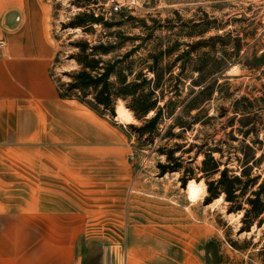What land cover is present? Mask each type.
Returning a JSON list of instances; mask_svg holds the SVG:
<instances>
[{
  "label": "rangeland",
  "instance_id": "obj_1",
  "mask_svg": "<svg viewBox=\"0 0 264 264\" xmlns=\"http://www.w3.org/2000/svg\"><path fill=\"white\" fill-rule=\"evenodd\" d=\"M73 2L45 0L55 56L59 50L63 57L70 53L61 45L67 46L68 36L75 32L63 30L62 25L82 11ZM90 7L109 18L127 14L145 19V29L136 24L130 32L146 37L148 49L176 48L163 62L165 66L176 62L166 75L185 79L184 97L192 88L208 89L203 114L193 130L170 142L155 135L154 143H147V135L141 137L131 129L142 125L135 118L103 117L129 147L132 176L117 197L119 207H102L96 224L80 241L81 263L264 264V215L250 232L240 233L244 213L229 214L223 197L207 204L206 176L200 169L204 154L215 148L222 153H213L214 159L231 175L240 174L237 157L247 154L254 162L264 155V0H102ZM54 35L61 41L57 43ZM67 68L52 66L51 74L59 78ZM194 80L199 85L189 86ZM120 105L124 106L119 102L117 109ZM175 143L194 147L176 154L182 156V171L163 174L159 165L166 159L159 149H172ZM185 171L193 177L186 185L181 180ZM250 173L264 180V158L254 163ZM109 198L102 196L101 202Z\"/></svg>",
  "mask_w": 264,
  "mask_h": 264
},
{
  "label": "crops",
  "instance_id": "obj_2",
  "mask_svg": "<svg viewBox=\"0 0 264 264\" xmlns=\"http://www.w3.org/2000/svg\"><path fill=\"white\" fill-rule=\"evenodd\" d=\"M0 40V264H82L80 241L132 176L129 147L59 98L45 0H0Z\"/></svg>",
  "mask_w": 264,
  "mask_h": 264
},
{
  "label": "trees",
  "instance_id": "obj_3",
  "mask_svg": "<svg viewBox=\"0 0 264 264\" xmlns=\"http://www.w3.org/2000/svg\"><path fill=\"white\" fill-rule=\"evenodd\" d=\"M102 0H74L72 3L82 11L76 12L63 30L71 29L75 33L68 36L67 46L70 53L64 55L58 51L53 66L66 65L68 68L55 81L58 96L62 100L78 102L101 117H117V106L122 102L133 117L142 123L141 126L131 125L139 136L147 135V143H154V136L161 141L170 142L181 138L193 130L203 114V103L207 102V87L191 92L184 97L183 87L186 81L181 76L166 75V71L176 65H164L166 54L171 55L175 47L162 51L158 47L148 49L146 37L130 32L134 25L146 28L145 19L121 14L119 19L107 17L90 3L99 5ZM56 42L61 41L54 35ZM64 58V60L62 59ZM182 55V59H184ZM183 69V68H182ZM199 80L192 81L189 86L197 87ZM193 111H198L192 116ZM150 115H152L150 117ZM179 129L178 133L175 131ZM194 146L175 143L172 149L160 148L159 153L165 156V163L159 167L163 174L183 170L181 159L176 154L182 150L189 153ZM251 151V146L246 145ZM213 153H222L219 149L205 153L201 172L206 176L208 196L207 204L224 198L229 204L228 213L243 212V227L240 233L250 232L255 221L264 215V180L261 175H251L255 160L254 155L237 157L242 165L240 174H232L228 168L221 170L222 163L213 157ZM219 175L218 179L210 181ZM193 177L185 171L181 180L186 183ZM199 181V180H198ZM247 205L249 208H245Z\"/></svg>",
  "mask_w": 264,
  "mask_h": 264
},
{
  "label": "bare ground",
  "instance_id": "obj_4",
  "mask_svg": "<svg viewBox=\"0 0 264 264\" xmlns=\"http://www.w3.org/2000/svg\"><path fill=\"white\" fill-rule=\"evenodd\" d=\"M6 51V50H5ZM5 53V52H4ZM124 118H129V119H134L132 113L127 110L123 105H120L117 109V117L116 119L117 120H125ZM190 188H192L193 186V182L190 183ZM190 190V189H189ZM193 195V194H192ZM195 196V195H194ZM193 198V197H192Z\"/></svg>",
  "mask_w": 264,
  "mask_h": 264
},
{
  "label": "built area",
  "instance_id": "obj_5",
  "mask_svg": "<svg viewBox=\"0 0 264 264\" xmlns=\"http://www.w3.org/2000/svg\"><path fill=\"white\" fill-rule=\"evenodd\" d=\"M116 10H118L117 7H116ZM6 48H7L6 42L3 40H0V58L4 55Z\"/></svg>",
  "mask_w": 264,
  "mask_h": 264
}]
</instances>
